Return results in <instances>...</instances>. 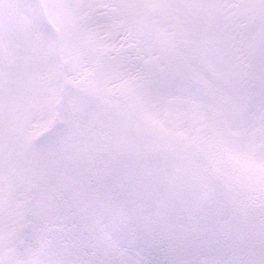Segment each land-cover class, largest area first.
Returning <instances> with one entry per match:
<instances>
[{
    "label": "snow or ice",
    "instance_id": "1",
    "mask_svg": "<svg viewBox=\"0 0 264 264\" xmlns=\"http://www.w3.org/2000/svg\"><path fill=\"white\" fill-rule=\"evenodd\" d=\"M0 11V264H264V0Z\"/></svg>",
    "mask_w": 264,
    "mask_h": 264
},
{
    "label": "rangeland",
    "instance_id": "2",
    "mask_svg": "<svg viewBox=\"0 0 264 264\" xmlns=\"http://www.w3.org/2000/svg\"><path fill=\"white\" fill-rule=\"evenodd\" d=\"M24 2L25 0H0V11L4 10V5H8L7 11L15 15L17 13L16 6Z\"/></svg>",
    "mask_w": 264,
    "mask_h": 264
}]
</instances>
